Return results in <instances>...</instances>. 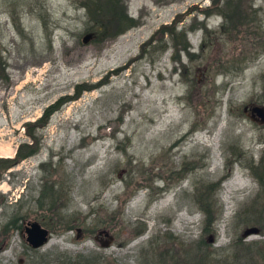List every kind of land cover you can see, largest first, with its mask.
<instances>
[{
	"label": "rangeland",
	"instance_id": "374dc122",
	"mask_svg": "<svg viewBox=\"0 0 264 264\" xmlns=\"http://www.w3.org/2000/svg\"><path fill=\"white\" fill-rule=\"evenodd\" d=\"M263 19L264 0H0V158L36 140L0 161V264H264Z\"/></svg>",
	"mask_w": 264,
	"mask_h": 264
},
{
	"label": "trees",
	"instance_id": "16d2710c",
	"mask_svg": "<svg viewBox=\"0 0 264 264\" xmlns=\"http://www.w3.org/2000/svg\"><path fill=\"white\" fill-rule=\"evenodd\" d=\"M214 2L217 0H213ZM229 0H225V2H228ZM236 2H240V0H236ZM235 6H237V4H235ZM216 8H220L218 6H216ZM238 9V8H237ZM120 13V7L118 8V10L113 11V18L110 22H108L109 24V28H111V26L113 27V31L116 29L117 24H118V16ZM223 16L226 17V14L223 13ZM231 15L228 14V17L230 18ZM235 17H239L238 15H236ZM95 34V31H91ZM104 36V35H102ZM77 87L80 86L79 88H77V92L80 89H85V88H91V87H95L94 85H83V84H78L76 85ZM81 91V90H80ZM64 97H67V95L64 96H59L58 99L55 100V102H52L50 104H48L45 108V110L43 111L44 113H42V115L40 117H38L36 120H39L41 122L45 121V116L47 115L48 112H50L53 108H57L59 102L61 103L62 101H64ZM66 100V99H65ZM32 137V136H31ZM24 144L21 143L19 144L16 152H15V156H13L12 158H0V161L2 160L3 165H8L11 162H14L16 160L19 159V157H23L25 155H29L30 153L34 152L36 150V140L34 139V144L33 145H24L27 148H24V150H22V146ZM214 189L213 191H211L210 193V200L208 201V203H205L203 205H201L199 208L201 209L202 213H203V217L202 220L204 222V226L203 227H207L210 226L214 220L216 219L218 213H219V209H220V204H219V200L217 198V196L214 195ZM210 204H214L215 208L212 209V207L209 205ZM201 204V203H200ZM252 243V242H251ZM256 246V244H253V246ZM223 260H227V257L225 256V258H223ZM228 264V263H227Z\"/></svg>",
	"mask_w": 264,
	"mask_h": 264
},
{
	"label": "water",
	"instance_id": "95a60500",
	"mask_svg": "<svg viewBox=\"0 0 264 264\" xmlns=\"http://www.w3.org/2000/svg\"><path fill=\"white\" fill-rule=\"evenodd\" d=\"M256 114L263 119L264 105H252L250 107V115ZM24 239L31 247H38L42 245L48 238V230L36 220H26L23 225ZM254 227H248L243 230L244 234L255 232ZM105 232V231H104ZM107 242V241H106ZM104 242L103 244H106Z\"/></svg>",
	"mask_w": 264,
	"mask_h": 264
},
{
	"label": "flooded vegetation",
	"instance_id": "af4514ba",
	"mask_svg": "<svg viewBox=\"0 0 264 264\" xmlns=\"http://www.w3.org/2000/svg\"><path fill=\"white\" fill-rule=\"evenodd\" d=\"M247 6V5H246ZM248 6H250V5H248ZM256 8H258V6H256ZM259 8L261 9V7L259 6ZM247 9H249V10H253V12H254V10H255V7L253 8H247V7H245V10L243 11V13L244 14H246L247 13ZM252 13V12H251ZM263 21H264V19H263ZM259 42V40H257L256 39V43H258ZM253 117H258L259 118V120L261 121V119H260V117L259 116H257L256 114H253L252 115ZM263 122H264V115H263ZM172 152L173 151H171L170 152V157H172ZM173 155H174V152H173ZM197 162L196 161H191V162H188V163H186L185 165H184V169H187V168H190V167H192V166H196L197 164H196ZM173 173V172H172ZM174 173H176V175H180V172L179 171H176V172H174ZM172 174H170L169 176H171ZM259 217H260V219H261V221H263V219H264V208L262 207V209L260 210V213H259ZM26 220H28V219H26ZM26 220H24V221H22V223H21V228L19 229V233L20 234H23V225H24V223H25V221ZM264 228V221L263 222H261V225H260V229H259V232L262 234L261 235V237L263 236V229ZM101 233H99V232H97L96 231V233L93 235V239H97L98 241H99V243H103L104 241H106V239H109L111 236L108 234V233H106V232H104V231H100ZM253 242V241H252ZM261 241L259 240L257 243H260ZM160 260H162V259H160ZM162 262V261H161Z\"/></svg>",
	"mask_w": 264,
	"mask_h": 264
},
{
	"label": "bare ground",
	"instance_id": "6f19581e",
	"mask_svg": "<svg viewBox=\"0 0 264 264\" xmlns=\"http://www.w3.org/2000/svg\"><path fill=\"white\" fill-rule=\"evenodd\" d=\"M113 73H115V72H113ZM105 80H107V78L105 79ZM102 82H104V79L102 78V79H99V80H97V81H95V82H93V83H90V84H88V85H94V86H97L98 84H100V83H102ZM72 95V94H71Z\"/></svg>",
	"mask_w": 264,
	"mask_h": 264
}]
</instances>
